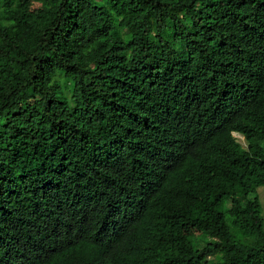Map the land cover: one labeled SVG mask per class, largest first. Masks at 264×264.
<instances>
[{
  "label": "trees",
  "instance_id": "trees-1",
  "mask_svg": "<svg viewBox=\"0 0 264 264\" xmlns=\"http://www.w3.org/2000/svg\"><path fill=\"white\" fill-rule=\"evenodd\" d=\"M263 186L264 0H0V264H264Z\"/></svg>",
  "mask_w": 264,
  "mask_h": 264
},
{
  "label": "rangeland",
  "instance_id": "rangeland-1",
  "mask_svg": "<svg viewBox=\"0 0 264 264\" xmlns=\"http://www.w3.org/2000/svg\"><path fill=\"white\" fill-rule=\"evenodd\" d=\"M236 139L243 147H245L246 144H245V141L243 140V138L236 136ZM258 196L260 198V201H261L263 209H264V186L258 189Z\"/></svg>",
  "mask_w": 264,
  "mask_h": 264
},
{
  "label": "clouds",
  "instance_id": "clouds-1",
  "mask_svg": "<svg viewBox=\"0 0 264 264\" xmlns=\"http://www.w3.org/2000/svg\"><path fill=\"white\" fill-rule=\"evenodd\" d=\"M232 136L236 139V136H238V137H241V138H243V140L245 141V139H244V137L240 134V133H237V132H233L232 133ZM236 141H237V139H236ZM238 142V141H237ZM239 143V142H238ZM240 144V143H239ZM245 144H246V142H245ZM241 145V144H240ZM242 146V145H241ZM243 147V146H242ZM245 147H246V145H245ZM245 147H243V148H245Z\"/></svg>",
  "mask_w": 264,
  "mask_h": 264
}]
</instances>
